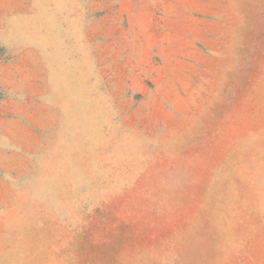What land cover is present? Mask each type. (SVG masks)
Segmentation results:
<instances>
[{
	"label": "rangeland",
	"instance_id": "obj_1",
	"mask_svg": "<svg viewBox=\"0 0 264 264\" xmlns=\"http://www.w3.org/2000/svg\"><path fill=\"white\" fill-rule=\"evenodd\" d=\"M0 264H264V0H0Z\"/></svg>",
	"mask_w": 264,
	"mask_h": 264
}]
</instances>
